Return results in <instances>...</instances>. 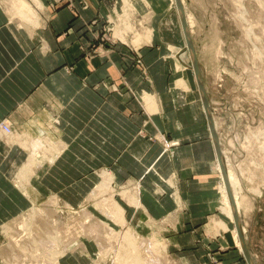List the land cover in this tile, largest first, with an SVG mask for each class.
<instances>
[{
	"label": "crops",
	"instance_id": "crops-1",
	"mask_svg": "<svg viewBox=\"0 0 264 264\" xmlns=\"http://www.w3.org/2000/svg\"><path fill=\"white\" fill-rule=\"evenodd\" d=\"M130 1L135 25L138 14L151 16L153 33L139 44L131 31L114 32L123 0H40L37 25L0 0V121L13 133L0 131V222L49 193L79 204L107 172L125 215L152 221L189 264L208 248L221 264H249L221 209L201 94L175 83L174 31L160 21L167 0ZM107 18L115 42L102 51L96 30Z\"/></svg>",
	"mask_w": 264,
	"mask_h": 264
},
{
	"label": "rangeland",
	"instance_id": "rangeland-1",
	"mask_svg": "<svg viewBox=\"0 0 264 264\" xmlns=\"http://www.w3.org/2000/svg\"><path fill=\"white\" fill-rule=\"evenodd\" d=\"M1 1L15 17L25 20L20 11L24 0ZM25 1L39 17L32 19L34 22L26 21L39 24V4L35 0ZM181 2L226 171L231 170L242 184L238 215L247 249L254 264H264V0ZM133 12L132 2L123 0L114 32L126 39L125 33L131 31V41L139 44L149 40L153 33L145 23L151 16L146 12L138 14L141 25H135ZM110 21L107 18L96 30L101 36L95 43L96 48L102 46V51L115 42ZM160 21L164 28L172 25L170 28L174 31L168 32L175 40V44H170L173 65L179 64L183 79L182 83L175 79V83L184 88H189L188 84L193 86L195 93L201 94L203 107L201 87L192 66L176 0H167ZM129 47L132 51L137 49ZM137 61H141L138 55ZM209 126L212 132L210 122ZM23 178L27 180L25 175ZM111 178L110 173H102L93 194L89 193L79 204L49 193L34 199L25 212L0 222V264H189L180 252L169 248V235L154 228L152 221L125 215L121 193H116L117 189L111 192ZM221 182L222 175L219 188ZM220 193L221 209L228 215L221 189ZM134 198L138 203V197L133 195L131 200ZM104 209L111 213L103 212ZM213 219L220 220L223 228L228 227L223 217ZM217 224L214 221L220 227ZM235 228L232 229L234 239ZM239 247L246 259L242 246ZM217 251L208 248L200 257L193 255L196 261L190 260V264H221Z\"/></svg>",
	"mask_w": 264,
	"mask_h": 264
},
{
	"label": "water",
	"instance_id": "water-1",
	"mask_svg": "<svg viewBox=\"0 0 264 264\" xmlns=\"http://www.w3.org/2000/svg\"><path fill=\"white\" fill-rule=\"evenodd\" d=\"M176 4H177V10L179 12V16H180V19L182 22V27H183L185 38L187 41L188 49H189V52L191 55L192 66H193V68H195L196 77H197L199 85L201 87L200 89H201L202 97L204 100V105L206 108L207 115L209 117V122H210L212 133H213V138H214L216 148H217L218 160L222 166V171H223L224 176H225L226 175V166H225V162H224L223 155H222V149L220 148V144H219L220 141H219L217 133H216V127L214 125V120L212 119V114H211V111L209 108L210 102L208 100V96L206 93L205 84H204V81H203L202 76H201L200 71H199L196 49H195V47H193L192 39H191V36L189 34V30H188L187 22H186V16L184 13V9H183V5H182L181 0H176ZM229 191L231 193L232 202H233V206H234V220L236 223V228L238 230L241 245H242V248H243L244 253H245V257L248 260L249 264H254V262L250 256V253L247 249L246 240H245V237L243 234V229H242V225L240 222V217L238 215V209L236 208V204H235V201L233 199L232 190L230 189Z\"/></svg>",
	"mask_w": 264,
	"mask_h": 264
},
{
	"label": "bare ground",
	"instance_id": "bare-ground-1",
	"mask_svg": "<svg viewBox=\"0 0 264 264\" xmlns=\"http://www.w3.org/2000/svg\"><path fill=\"white\" fill-rule=\"evenodd\" d=\"M35 1L41 6L40 0H35ZM20 9H21L20 10L21 13L23 14L22 17L25 20H32V19L38 20L39 19L38 15L36 14V11L34 10V8L29 3H27V1H25V0L22 1V5H20ZM34 20H32V21L34 22ZM174 70H175V73H174L175 78L174 79L179 80V81L180 80L183 81L182 75H181V71H180V66H179V64H177L175 62H174ZM151 98H152L151 96H149V95L147 96V99H151ZM208 119H209V117H208ZM6 123H7L8 127L10 128V130L9 131H5L6 129H4L2 126H0V131L5 133V134H7V135L13 134L12 133V129L10 127V124H8V122H6ZM41 142H42V140H41ZM219 168L221 169V172H222V182H221L220 189L223 192V196H224L223 197V201H224V204H223L224 206L223 207H224L225 211L228 213V215L231 216L234 219V206H233V202H232L231 193H230L229 190L230 189L232 190V195H233V199H234L235 204H236V208L238 210H240L241 209V203H240V199H238V196L240 194L239 191L241 189L240 185H242V184L240 183V179L237 177V175H235L231 170H227L226 171V175L224 176L221 164H219ZM118 209H120V208H118ZM116 215H118V214H116ZM235 235H236V238H237V240L239 242L240 238H239L238 231L235 232ZM240 243H241V241H240ZM130 259H132V258L130 257Z\"/></svg>",
	"mask_w": 264,
	"mask_h": 264
},
{
	"label": "built area",
	"instance_id": "built-area-1",
	"mask_svg": "<svg viewBox=\"0 0 264 264\" xmlns=\"http://www.w3.org/2000/svg\"><path fill=\"white\" fill-rule=\"evenodd\" d=\"M6 122H7L6 119H2V120L0 121V126H2L4 129H6L5 131H9L10 128L8 127V125H7ZM8 124H9V123H8Z\"/></svg>",
	"mask_w": 264,
	"mask_h": 264
}]
</instances>
